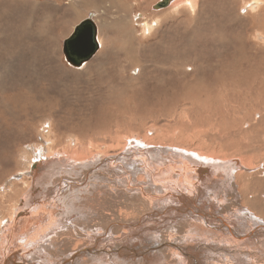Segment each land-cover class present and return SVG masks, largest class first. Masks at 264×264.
Here are the masks:
<instances>
[{"label":"rangeland","instance_id":"obj_1","mask_svg":"<svg viewBox=\"0 0 264 264\" xmlns=\"http://www.w3.org/2000/svg\"><path fill=\"white\" fill-rule=\"evenodd\" d=\"M70 1L0 0V178L8 170L11 180L18 181L35 169L33 164L24 171L29 158L18 154L26 151L33 155L31 161L43 159L46 143L41 135L47 130L60 141V149L74 144V135L80 144L92 143L97 136L99 142L109 133L119 141L141 136L163 149L150 152L156 163L160 157L166 162L180 157L179 153L225 156L223 163L243 154L252 158L255 168L245 173L260 171L262 178L264 0H193L194 10L184 3L174 7L178 0L157 11L153 6L161 0ZM84 19L95 24L96 40L103 47L99 44L95 54L76 68L66 62L63 48L69 54L66 42L82 34ZM138 65L142 66L139 77L137 69L129 70ZM129 75L138 79L129 82ZM26 133L28 142L22 140ZM222 184L207 195L222 192ZM15 201L4 203L0 219L12 213L18 205ZM247 211L244 208L243 214ZM260 259L253 262L264 264Z\"/></svg>","mask_w":264,"mask_h":264},{"label":"bare ground","instance_id":"obj_2","mask_svg":"<svg viewBox=\"0 0 264 264\" xmlns=\"http://www.w3.org/2000/svg\"><path fill=\"white\" fill-rule=\"evenodd\" d=\"M179 1L174 7L184 3L194 10L193 0ZM97 41L102 48L101 41ZM141 67L129 70L133 73L137 69L134 72L139 77ZM126 78L129 82L138 79L131 75ZM15 125L23 127L21 123ZM26 126L31 128L29 123ZM51 133L47 130L46 135H41L46 143L41 150L43 159L31 161L32 154L19 152L18 156L29 158L24 171L35 165L27 177L11 180V172L6 170L0 178V215L10 198L18 203L12 213L0 219V264H255L254 259H264V175L258 177L260 171L245 173L255 170L252 158L242 154L236 156L239 159L223 163L225 156H208L199 151L193 157L179 153L180 157L172 156L168 162L159 156L160 162L156 163L150 152L163 149L141 140V136L136 141L132 136L119 141L109 133L99 142L95 141L97 136L95 142L80 144L74 135V144L60 149V141L52 139ZM25 137L22 140L28 142V133ZM220 184H225L222 192L213 190L207 195L208 190ZM238 200L240 205H236ZM244 208L247 214H243Z\"/></svg>","mask_w":264,"mask_h":264},{"label":"water","instance_id":"obj_3","mask_svg":"<svg viewBox=\"0 0 264 264\" xmlns=\"http://www.w3.org/2000/svg\"><path fill=\"white\" fill-rule=\"evenodd\" d=\"M173 0H161L155 6L154 10H161L169 6ZM82 34H75L66 44L68 45V51L66 47L63 48V54L67 63L72 66L79 67L82 63L93 56L98 48L96 40V32L93 23L89 20H85L81 25ZM80 37V39H79Z\"/></svg>","mask_w":264,"mask_h":264}]
</instances>
